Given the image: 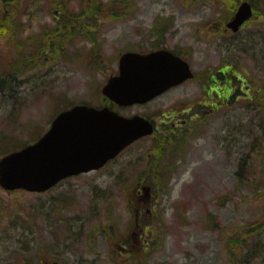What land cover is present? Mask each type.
<instances>
[{
  "label": "rangeland",
  "instance_id": "obj_1",
  "mask_svg": "<svg viewBox=\"0 0 264 264\" xmlns=\"http://www.w3.org/2000/svg\"><path fill=\"white\" fill-rule=\"evenodd\" d=\"M243 1L254 17L233 34ZM161 42L195 79L118 108L156 133L46 193L0 187V264H264V149L250 152L253 137L264 144V0H0V78L26 61L0 83V157L72 105L107 104L121 54ZM227 68L223 94L210 78Z\"/></svg>",
  "mask_w": 264,
  "mask_h": 264
},
{
  "label": "water",
  "instance_id": "obj_2",
  "mask_svg": "<svg viewBox=\"0 0 264 264\" xmlns=\"http://www.w3.org/2000/svg\"><path fill=\"white\" fill-rule=\"evenodd\" d=\"M252 16V5L243 2L227 27L236 33ZM193 77L190 65L167 50L126 52L119 60V74L107 81L102 92L127 107L148 103ZM154 129L139 115L126 117L108 106L77 105L60 113L35 144L0 160V185L10 191L46 192L65 178L99 170Z\"/></svg>",
  "mask_w": 264,
  "mask_h": 264
},
{
  "label": "trees",
  "instance_id": "obj_3",
  "mask_svg": "<svg viewBox=\"0 0 264 264\" xmlns=\"http://www.w3.org/2000/svg\"><path fill=\"white\" fill-rule=\"evenodd\" d=\"M25 59L23 58L22 59V61H21V64H13V65H10V68L8 69V71H7V74H2V78H0V83L1 82H5V81H7V80H9V81H11L12 79L10 78V79H8L9 77H15V76H18L17 74L19 73V75H20V72H22V73H24V69L26 68V65H25ZM13 68H16V71L15 72H13V71H11V69L13 70ZM231 68H227L226 70H221V71H219L218 72V74L217 75H215V77L213 78V76H211V78H210V80H212V82L214 81L215 83H216V85L219 87L218 89H220V91H221V93H223L224 94V92L226 91V87H221V86H219V84H218V82H220V81H218V80H222V81H227V78H228V76L230 75V72H231V70H230ZM14 73H15V75H14ZM21 73V74H22ZM8 77L7 79L5 78V77ZM234 77H236L237 79H240V80H243L242 78H240L239 76H236V75H234ZM220 78V79H219ZM227 86V85H226ZM263 88V87H262ZM212 91H214L213 90V88H212ZM234 91H235V89H232V90H230V93L231 94H226V95H224V102H222L220 105H213V104H211V106H210V108H213L214 109V112H216L217 113V111H219L220 110V108L224 105V103L225 102H230V98H231V100H235V97L236 96H238V94H235L234 93ZM259 91H257V93H258ZM220 93V94H221ZM234 93V94H233ZM217 94H218V92H217ZM220 94H218V96H220ZM253 96H250V97H248V105H247V107L248 108H252L253 106ZM257 104V103H256ZM261 106V109H260V112H259V115L260 116H262V118H264V104H261L260 105ZM259 127H261L260 125H259ZM263 130H264V125H263ZM183 133H181V135H182ZM185 135H183L182 137H184ZM179 136L175 133V135H174V138L175 139H177ZM182 139H184V138H182ZM263 140V138L261 139V141ZM171 141L173 142V140L171 139ZM171 144V142L169 141V142H166V145L165 146H161L160 147V150H159V153L160 154H163V152H165V151H167L168 150V147L169 146H171L170 145ZM20 148H23V147H20ZM19 147H17V149L16 148H13V149H10L9 151H7L6 153H4V154H2V156L3 155H5V154H7V153H9V152H12V151H15V150H18V149H20ZM262 149H264V144H263V141L262 142H260L259 140H258V138L257 137H253V140H252V142H251V145H250V152L253 150V152L252 153H258L260 150H262ZM243 166V165H242ZM241 166V167H242ZM148 249V248H147Z\"/></svg>",
  "mask_w": 264,
  "mask_h": 264
},
{
  "label": "flooded vegetation",
  "instance_id": "obj_4",
  "mask_svg": "<svg viewBox=\"0 0 264 264\" xmlns=\"http://www.w3.org/2000/svg\"><path fill=\"white\" fill-rule=\"evenodd\" d=\"M157 39H158V37H156ZM162 43V42H161ZM166 45V43H162L161 45H160V47H157V48H155L154 50H157V49H163V48H166V47H164ZM174 53H176V55H179V54H177V52L174 50ZM180 56V55H179ZM189 110H185L184 112H188ZM213 112H214V109L213 108H210V110H209V113L210 114H213ZM183 115V114H182ZM196 116H198V113H196V114H194V116L193 117H196ZM145 117V116H144ZM147 117V116H146ZM150 120L155 124V122H154V120H152L151 118H150ZM188 125V121H186V120H183V123L182 124H180L179 126H177L175 123H174V128H176V129H174L175 131H174V134L177 132L178 134V136H180V134L181 133H184V129H185V127ZM155 130L157 131L158 130V128H157V125L155 124Z\"/></svg>",
  "mask_w": 264,
  "mask_h": 264
}]
</instances>
